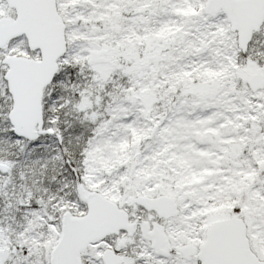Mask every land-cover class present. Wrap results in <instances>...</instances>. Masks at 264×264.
<instances>
[{"label": "snow or ice", "instance_id": "snow-or-ice-1", "mask_svg": "<svg viewBox=\"0 0 264 264\" xmlns=\"http://www.w3.org/2000/svg\"><path fill=\"white\" fill-rule=\"evenodd\" d=\"M0 264H264V0H0Z\"/></svg>", "mask_w": 264, "mask_h": 264}]
</instances>
